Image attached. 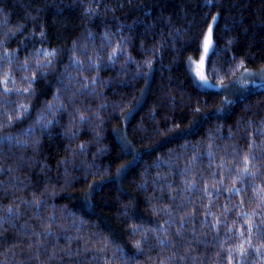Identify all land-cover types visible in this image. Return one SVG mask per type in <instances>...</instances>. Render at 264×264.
I'll return each mask as SVG.
<instances>
[{
  "label": "trees",
  "instance_id": "trees-1",
  "mask_svg": "<svg viewBox=\"0 0 264 264\" xmlns=\"http://www.w3.org/2000/svg\"><path fill=\"white\" fill-rule=\"evenodd\" d=\"M264 0H0V264H264Z\"/></svg>",
  "mask_w": 264,
  "mask_h": 264
},
{
  "label": "rangeland",
  "instance_id": "rangeland-1",
  "mask_svg": "<svg viewBox=\"0 0 264 264\" xmlns=\"http://www.w3.org/2000/svg\"><path fill=\"white\" fill-rule=\"evenodd\" d=\"M210 39L211 45L209 47V50L207 54L205 55L204 51V45L205 41ZM213 41H212V26H210L205 34L204 40H203V46H202V53L200 55L199 59H196L193 61L192 67L194 74L196 76V79L198 82L208 88H213L222 91L225 95L236 92L239 88H241L243 85L249 83V82H259L264 85V68L262 69H253V68H243L241 73L235 78V80L231 83H220V82H213L208 79L206 75V58L210 50L212 49ZM203 58V60H202ZM203 75L207 78V82H203L200 80V75Z\"/></svg>",
  "mask_w": 264,
  "mask_h": 264
},
{
  "label": "snow or ice",
  "instance_id": "snow-or-ice-1",
  "mask_svg": "<svg viewBox=\"0 0 264 264\" xmlns=\"http://www.w3.org/2000/svg\"><path fill=\"white\" fill-rule=\"evenodd\" d=\"M210 45H211L210 39L206 40L205 41V45H204L205 55L207 54ZM202 60H203V58H202ZM200 80L203 81V82H205V83L207 82V78L205 76H203L202 74L200 75Z\"/></svg>",
  "mask_w": 264,
  "mask_h": 264
}]
</instances>
